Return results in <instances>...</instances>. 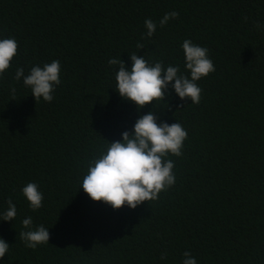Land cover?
Here are the masks:
<instances>
[{
    "label": "trees",
    "instance_id": "1",
    "mask_svg": "<svg viewBox=\"0 0 264 264\" xmlns=\"http://www.w3.org/2000/svg\"><path fill=\"white\" fill-rule=\"evenodd\" d=\"M146 19L157 24L151 38ZM5 38L19 47L0 78V216L9 198L17 215L0 221V264H182L186 251L197 264H264V0H0ZM186 39L215 67L197 82L199 104L171 85L143 109L120 96L109 59L130 70L136 53L190 75ZM54 60L61 84L37 102L16 70ZM149 112L188 133L182 156L168 157L176 183L136 209L93 201L82 188L89 162ZM30 182L44 196L36 211L22 193ZM27 217L49 243L25 246Z\"/></svg>",
    "mask_w": 264,
    "mask_h": 264
},
{
    "label": "clouds",
    "instance_id": "2",
    "mask_svg": "<svg viewBox=\"0 0 264 264\" xmlns=\"http://www.w3.org/2000/svg\"><path fill=\"white\" fill-rule=\"evenodd\" d=\"M179 17L178 12L166 13L159 21L164 27L169 20ZM260 27L259 24L256 25ZM146 36L151 38L157 29L152 19L145 20ZM143 39V37H142ZM18 42L14 38L0 39V78L11 67V62L18 54ZM138 49H143L142 43H137ZM182 49L185 55V70L190 75L181 73L179 66H164L163 62L149 63L136 53L130 54L131 69L129 70L121 59H109L108 64L116 72V87L120 96L134 102L138 109L154 101L165 99V92L171 85L181 100H190L199 104L202 89L198 81L215 72L213 61L209 58V49L184 40ZM61 64L58 60L41 66H33L25 75L22 67L17 68L16 81L23 80L24 86L32 91L38 102L41 98L51 103L53 93L61 84ZM174 82V83H173ZM13 97L16 89H11ZM15 100V99H13ZM153 112L141 116L134 125V134L125 131L123 141L109 143L106 152L94 158L88 164L87 174L83 177L82 188L96 202H104L113 209L119 210L125 205L136 209L144 202L156 201L161 192L167 191L176 183L173 172L174 162L168 157L182 156L184 141L188 133L178 123H157ZM23 196L29 202L33 211L43 206L44 196L36 183H28L22 189ZM17 209L11 198L8 208L0 216V221L15 220ZM27 231L19 233L20 239L27 248L35 250L38 246L49 243L50 233L40 225L33 229L31 217L22 221ZM9 251L8 243L0 238V259ZM182 264H197L190 252L183 253ZM161 260L167 259L162 253Z\"/></svg>",
    "mask_w": 264,
    "mask_h": 264
}]
</instances>
